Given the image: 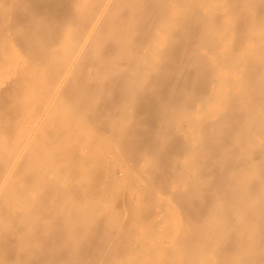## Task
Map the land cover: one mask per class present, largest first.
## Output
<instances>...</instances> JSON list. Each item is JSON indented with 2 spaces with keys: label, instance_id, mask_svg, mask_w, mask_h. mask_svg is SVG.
<instances>
[{
  "label": "bare ground",
  "instance_id": "obj_1",
  "mask_svg": "<svg viewBox=\"0 0 264 264\" xmlns=\"http://www.w3.org/2000/svg\"><path fill=\"white\" fill-rule=\"evenodd\" d=\"M0 2V264H264V0Z\"/></svg>",
  "mask_w": 264,
  "mask_h": 264
},
{
  "label": "rangeland",
  "instance_id": "obj_2",
  "mask_svg": "<svg viewBox=\"0 0 264 264\" xmlns=\"http://www.w3.org/2000/svg\"><path fill=\"white\" fill-rule=\"evenodd\" d=\"M2 5L3 4H1V2H0V7H2ZM18 7V6H17ZM0 11H1V8H0ZM0 15H1V12H0ZM1 17V16H0ZM12 17H14V16H10L9 17V19L11 20V22H12V24H11V22L9 23V24H6V25H4V26H6V28H7V30H6V28L4 27V26H2L3 28H2V31L4 32V31H6V32H4V34L5 33H7V34H9V30L11 29V31H13V29H14V24H15V19H13ZM12 19H13V21H12ZM0 20H2L1 18H0ZM9 21V20H8ZM1 22V21H0ZM3 23V22H2ZM10 26V27H9ZM8 27L10 28L9 30H8ZM10 31V32H11ZM7 34H5V35H7ZM14 35L15 36V34H14V32H11L9 35H7V36H10V37H8L7 38V40L9 39V41L8 42H10V43H7V42H5V43H3V44H0V47L1 48H5V47H7V48H10L9 49V51H8V49L6 48V49H4V50H6V51H8L7 53L4 51H1V53H0V59H1V61L2 60H4L5 61V63L6 64H8L7 66L6 65H4V62L2 63L1 62V64H0V66H3V67H1L0 68V85L1 86H5L6 87V84L7 83H5L6 82V78L4 77L3 78V76H6L7 74H9V70H10V68H14V69H18V68H20L23 64H24V58L22 57V54L20 53L21 52V50H20V48H18L17 46H18V44L16 43V42H14L13 40H11V38H12V36ZM16 40L17 39H19V37L18 36H15L14 37ZM14 39V40H15ZM19 42V45H20V41H18ZM14 43H15V45H14ZM3 45H4V47H3ZM0 48V49H1ZM20 50V51H19ZM3 52V53H2ZM9 53V54H8ZM2 54V55H1ZM7 56V57H6ZM10 58V59H9ZM6 66V67H5ZM5 67V68H4ZM2 72V73H1ZM7 77V76H6ZM3 100V99H2ZM1 100V101H2ZM0 101V102H1ZM4 101H6V100H4ZM3 102V101H2Z\"/></svg>",
  "mask_w": 264,
  "mask_h": 264
}]
</instances>
